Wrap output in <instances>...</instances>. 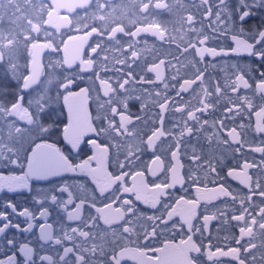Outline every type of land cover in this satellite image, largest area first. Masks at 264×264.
<instances>
[{"label":"snow or ice","instance_id":"snow-or-ice-1","mask_svg":"<svg viewBox=\"0 0 264 264\" xmlns=\"http://www.w3.org/2000/svg\"><path fill=\"white\" fill-rule=\"evenodd\" d=\"M136 7L55 76L0 60V264H264V0Z\"/></svg>","mask_w":264,"mask_h":264},{"label":"flooded vegetation","instance_id":"flooded-vegetation-1","mask_svg":"<svg viewBox=\"0 0 264 264\" xmlns=\"http://www.w3.org/2000/svg\"><path fill=\"white\" fill-rule=\"evenodd\" d=\"M139 4L140 0H0V60L20 65L29 63L34 70L40 71L41 53H45L44 70L55 76L59 72L57 61L78 59L92 33L110 35L121 26L131 30L141 19L136 7ZM161 18L169 19L166 13ZM258 20L259 16L250 19L249 23ZM138 39L141 44L145 40L155 42L150 34H141ZM96 43L97 40L92 41L93 46ZM222 43L226 46L231 41ZM56 49L59 53L54 55ZM138 107L136 104L132 110L136 111ZM256 158L259 159L258 154ZM229 183L238 186L231 179ZM46 186L44 183L34 184V188ZM4 199L15 200L21 207L31 204V196L27 193L20 196L0 194V202ZM217 206L221 205L218 203ZM216 225L215 221L211 225L213 234Z\"/></svg>","mask_w":264,"mask_h":264}]
</instances>
